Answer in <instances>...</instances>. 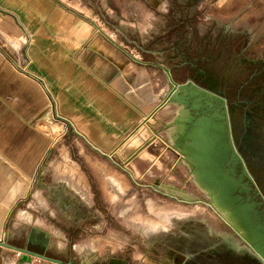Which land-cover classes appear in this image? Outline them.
I'll list each match as a JSON object with an SVG mask.
<instances>
[{"label": "rangeland", "instance_id": "obj_1", "mask_svg": "<svg viewBox=\"0 0 264 264\" xmlns=\"http://www.w3.org/2000/svg\"><path fill=\"white\" fill-rule=\"evenodd\" d=\"M0 9L14 15H0L4 55L26 59V70L36 76L49 74L50 96L36 124L51 141V155L33 179L0 159V240L18 248L34 242L47 257L74 264H263L214 210L199 203L179 204L155 188L151 178L119 170L116 156L106 159V167L99 166L101 175L94 177L79 160V140L54 111L60 102L56 82L73 78L75 57L82 43L92 39L76 32L79 17L95 20L109 39L136 46L130 49L133 56L161 60L165 67H175L179 81L191 79L206 88L227 86L221 76L231 78L238 63L232 54L233 34L208 33L200 14L191 17L187 0H0ZM263 51L253 46L242 59ZM261 108L252 107L247 118ZM173 113L166 107L157 117L169 120ZM150 120L154 124L155 119ZM65 157L67 164L85 171L87 198L73 178L62 174ZM178 170V175L185 171L181 164ZM184 187L193 197L203 198L189 177ZM61 195L73 200L82 218L61 207ZM16 261L53 264L0 247V264Z\"/></svg>", "mask_w": 264, "mask_h": 264}, {"label": "crops", "instance_id": "obj_2", "mask_svg": "<svg viewBox=\"0 0 264 264\" xmlns=\"http://www.w3.org/2000/svg\"><path fill=\"white\" fill-rule=\"evenodd\" d=\"M191 10V17L200 14L208 33L223 31L233 34L234 58L247 55L253 46L264 50V0H192ZM0 15L5 19L14 16L2 9ZM96 16L102 15L97 12ZM78 20L80 24L76 32L92 36V39L82 43L83 48L75 57L73 78L56 82L60 102L56 103L54 111L62 115L57 117L65 123L67 131L72 129L77 143L79 140V160L83 161L85 169L98 177L101 175L99 166L106 167V159L114 155L121 163L118 168L122 172L142 180L151 178L154 183L159 180L160 186L184 187L187 173L181 170L179 175L183 179H178L177 158L161 138L155 137L162 132L155 126L156 120L154 124L149 120L146 124L149 133H142L127 147L130 138L157 107L156 98L168 86L161 60L133 56L130 49L136 46L130 42L109 39L95 20L83 17ZM263 57L264 51L259 56L245 59L264 61ZM25 66L26 59L4 55L0 46V159L23 176L33 179L41 163L51 155L50 136L36 124L45 112L50 96V77L44 72L40 77L36 76ZM167 68L176 82H185L174 77L175 67ZM155 118L159 120L157 114ZM42 125L55 130L51 125ZM66 133L63 134L65 144ZM119 149L123 150L121 155L117 154ZM135 152L138 155L131 159ZM64 159L62 174L73 178L81 186L79 192L86 193L87 198L89 190L85 184V171L75 163L67 164V158ZM112 181L115 182L113 178Z\"/></svg>", "mask_w": 264, "mask_h": 264}, {"label": "water", "instance_id": "obj_3", "mask_svg": "<svg viewBox=\"0 0 264 264\" xmlns=\"http://www.w3.org/2000/svg\"><path fill=\"white\" fill-rule=\"evenodd\" d=\"M162 68L168 86L156 98L157 107L130 138L127 147L142 133L148 132L146 124L151 118L155 119V126L162 129L155 137L165 142L203 198L193 197L185 187L160 186L159 180L155 181V188L180 202L199 203L214 210L264 264V221L257 215L260 205L253 200L251 188L263 203L264 195L235 144L228 99L192 80L178 83L169 68ZM166 107L174 109L172 118L156 119L155 115ZM122 152L117 150L119 155ZM137 155L135 152L131 159ZM0 247L53 264H74L73 261L65 263L49 258L43 252H34L27 247L18 248L9 244L7 239L0 240Z\"/></svg>", "mask_w": 264, "mask_h": 264}, {"label": "flooded vegetation", "instance_id": "obj_4", "mask_svg": "<svg viewBox=\"0 0 264 264\" xmlns=\"http://www.w3.org/2000/svg\"><path fill=\"white\" fill-rule=\"evenodd\" d=\"M187 1L191 4L192 0ZM236 59L238 60V65L235 64L232 68L233 72L230 74L232 80H241L247 77L249 80H258V85L251 89L249 93L243 94V87L236 90L235 85L229 83L231 78L221 76L227 86L223 89L221 88L220 92L213 91L223 95L229 101L235 144L242 154L249 172L256 179L264 195V61L262 59H242L241 56ZM254 106L262 108L259 109L258 114H251L247 118L250 115L251 108ZM251 195L253 200L260 205L257 207V215L264 221V203L255 194L254 188H251ZM59 199L61 207L65 211L82 218V212L80 209L75 208L73 200L65 198L63 195ZM36 246L34 242H28L27 244L29 250L41 252L38 247L36 249Z\"/></svg>", "mask_w": 264, "mask_h": 264}, {"label": "trees", "instance_id": "obj_5", "mask_svg": "<svg viewBox=\"0 0 264 264\" xmlns=\"http://www.w3.org/2000/svg\"><path fill=\"white\" fill-rule=\"evenodd\" d=\"M229 83H233L235 85V89L238 90L242 88L243 94L249 93L251 89H253L256 85H258V80H249V78L241 79V80H229ZM209 89H213L214 91H219V88H214L213 86H208Z\"/></svg>", "mask_w": 264, "mask_h": 264}, {"label": "bare ground", "instance_id": "obj_6", "mask_svg": "<svg viewBox=\"0 0 264 264\" xmlns=\"http://www.w3.org/2000/svg\"><path fill=\"white\" fill-rule=\"evenodd\" d=\"M212 227H213V224L211 223L210 225H209V230H211L212 229ZM49 238H51V235L49 234ZM230 244H232L233 246L236 244L234 241H230ZM56 245V247H58V249H61L62 247H61V245L60 244H58V246H57V244H55ZM168 258V257H167Z\"/></svg>", "mask_w": 264, "mask_h": 264}]
</instances>
